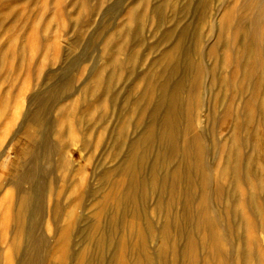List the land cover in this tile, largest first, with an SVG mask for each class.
Listing matches in <instances>:
<instances>
[{
  "label": "rangeland",
  "instance_id": "obj_1",
  "mask_svg": "<svg viewBox=\"0 0 264 264\" xmlns=\"http://www.w3.org/2000/svg\"><path fill=\"white\" fill-rule=\"evenodd\" d=\"M188 1L0 0V264H16L13 183L45 129L68 228L53 264H264V0ZM178 46L188 68L160 97ZM46 91L44 128L25 118Z\"/></svg>",
  "mask_w": 264,
  "mask_h": 264
},
{
  "label": "bare ground",
  "instance_id": "obj_2",
  "mask_svg": "<svg viewBox=\"0 0 264 264\" xmlns=\"http://www.w3.org/2000/svg\"><path fill=\"white\" fill-rule=\"evenodd\" d=\"M188 1V0H187ZM187 6L192 8V1H188ZM185 6L186 9L188 7ZM187 51V50H186ZM186 51H182L180 46L175 47L169 54L170 61L166 63L159 73V79L150 80L154 83L152 88H158L160 97L168 93L171 87L174 85V92L177 93L181 87L180 80H173V75L179 68L180 60L183 61L187 56ZM180 54L178 57L177 54ZM164 56L160 57L161 59ZM185 71L188 68L186 59L184 60ZM202 72L205 70L200 69ZM183 75V74H182ZM184 76V75H183ZM179 78V76H178ZM59 85V84H58ZM57 86V85H55ZM61 90L60 88H58ZM107 90V89H106ZM60 97L54 93V91H46L42 95L36 97L26 112V122H32L37 125H42L44 128L47 126L48 113L51 111V101H55ZM54 101V102H55ZM165 101H158L151 109V115H158L165 106ZM172 112L164 110L162 112V124H165L166 130L175 132L177 128L176 119L170 120L169 115ZM164 115V116H163ZM47 128V127H46ZM52 134L51 130L45 129L37 137L38 151L29 159L26 164V168L20 175L18 181L13 183V187L17 192L18 209L17 217L14 224V233H17L18 237V249L15 254L16 264H53L50 259L53 254L61 246V235L67 233V225L63 227L60 223L65 220L64 206L61 203H57L53 206L47 204L48 188L50 186L49 177L55 170V164L52 163V157L55 153H61L60 147L52 146L49 138ZM166 142V136L164 132L159 133L155 139ZM173 139H170L172 144ZM43 160L47 162L43 164ZM197 168L196 165H190L189 169L193 172ZM189 180L191 178L189 177ZM52 183H55L51 179ZM46 220H51L54 224V240L51 241L50 236L43 230V224ZM74 226V235L76 238L75 245H78L83 240L89 237L90 222L86 219L77 220ZM69 254L71 260L75 259V251Z\"/></svg>",
  "mask_w": 264,
  "mask_h": 264
}]
</instances>
